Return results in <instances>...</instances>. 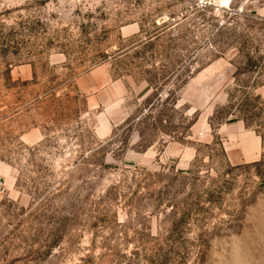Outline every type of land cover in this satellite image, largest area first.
<instances>
[{"label": "rangeland", "instance_id": "1", "mask_svg": "<svg viewBox=\"0 0 264 264\" xmlns=\"http://www.w3.org/2000/svg\"><path fill=\"white\" fill-rule=\"evenodd\" d=\"M0 264H264V0H0Z\"/></svg>", "mask_w": 264, "mask_h": 264}, {"label": "bare ground", "instance_id": "2", "mask_svg": "<svg viewBox=\"0 0 264 264\" xmlns=\"http://www.w3.org/2000/svg\"><path fill=\"white\" fill-rule=\"evenodd\" d=\"M232 0H220L222 7H227L231 4Z\"/></svg>", "mask_w": 264, "mask_h": 264}]
</instances>
